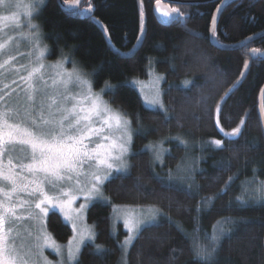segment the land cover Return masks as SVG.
Masks as SVG:
<instances>
[{"label": "trees", "instance_id": "16d2710c", "mask_svg": "<svg viewBox=\"0 0 264 264\" xmlns=\"http://www.w3.org/2000/svg\"><path fill=\"white\" fill-rule=\"evenodd\" d=\"M223 1L173 5L178 17L167 25L155 14L156 0H86L74 12L59 0L38 6L33 23L50 59L80 68L134 130L130 170L105 183L109 203L89 208L95 241L75 264H121L128 232L122 224L113 230L112 204L163 213L139 232L127 264H264V58L251 56L264 52V36L238 50L215 47L210 31ZM262 32L264 0H233L216 36L229 46ZM151 69L165 78V110L147 108L134 85ZM169 137L177 140L168 142L163 166H154L143 148ZM186 164L188 175L173 180ZM47 227L60 243L72 236L57 212Z\"/></svg>", "mask_w": 264, "mask_h": 264}, {"label": "rangeland", "instance_id": "374dc122", "mask_svg": "<svg viewBox=\"0 0 264 264\" xmlns=\"http://www.w3.org/2000/svg\"><path fill=\"white\" fill-rule=\"evenodd\" d=\"M42 3L0 0V264H75L95 241L89 208L109 203L105 183L130 170V122L69 59H50L33 23ZM148 75L134 85L147 108L165 110V78L153 69ZM171 140L143 148L154 166H163ZM188 168L179 167L173 180ZM52 212L71 227L66 243L48 230ZM161 216L155 206L111 205L113 230L122 224L128 232L121 264L139 232Z\"/></svg>", "mask_w": 264, "mask_h": 264}, {"label": "water", "instance_id": "95a60500", "mask_svg": "<svg viewBox=\"0 0 264 264\" xmlns=\"http://www.w3.org/2000/svg\"><path fill=\"white\" fill-rule=\"evenodd\" d=\"M85 1L86 0H73V1L59 0V3L64 10L68 12H74V11H79ZM156 1L157 2L154 7L155 14L162 24L167 25V24L173 23V21L178 17V12L172 9L171 6L173 5L192 6V5H197L199 3H202L204 1H214V0H156ZM215 1H218V0H215ZM231 1L233 0H224L221 3V5L218 7L214 15L212 26H211V31H210V41L215 47L222 49V50H238L248 45V43L255 41L264 36V32H262L260 34H257L253 37L246 39L245 41L241 43H238L235 45H229V46L222 45L218 42V39L216 36L218 20H219V17L223 9L229 3H231ZM251 56L254 59L258 57L264 58V52L260 53L258 51H252ZM249 67H250V64L248 62L246 63L244 67V70L240 77L239 82H242L246 79L248 72H249ZM259 104H260V108H259L260 109V120L262 123L263 132H264V88L262 89L260 93ZM236 134H238V131H236L235 135Z\"/></svg>", "mask_w": 264, "mask_h": 264}, {"label": "bare ground", "instance_id": "6f19581e", "mask_svg": "<svg viewBox=\"0 0 264 264\" xmlns=\"http://www.w3.org/2000/svg\"><path fill=\"white\" fill-rule=\"evenodd\" d=\"M221 5V4H220Z\"/></svg>", "mask_w": 264, "mask_h": 264}]
</instances>
